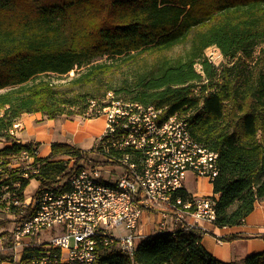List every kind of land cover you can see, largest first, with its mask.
<instances>
[{"label":"trees","instance_id":"obj_1","mask_svg":"<svg viewBox=\"0 0 264 264\" xmlns=\"http://www.w3.org/2000/svg\"><path fill=\"white\" fill-rule=\"evenodd\" d=\"M264 0H0V148L3 169L23 189L32 176L5 168L22 149L38 147L8 139L23 113L48 119L82 114L112 91L157 108L163 117H186L192 137L217 153L216 226L243 222L264 200ZM216 47L225 62L215 65L205 50ZM181 48L175 52V48ZM103 56L111 61H98ZM72 93L44 75H67ZM124 74L121 87L105 78ZM96 89L89 92L85 89ZM65 89V90H64ZM103 105V104H102ZM73 107H79L75 112ZM9 142V143H7ZM52 142L36 174L48 184L65 170L60 158L85 152ZM184 201L191 193L179 189ZM230 235L225 239H234ZM264 238V235H262ZM111 264H264V251L221 261L194 231L176 228L146 234L130 258L108 250Z\"/></svg>","mask_w":264,"mask_h":264},{"label":"built area","instance_id":"obj_2","mask_svg":"<svg viewBox=\"0 0 264 264\" xmlns=\"http://www.w3.org/2000/svg\"><path fill=\"white\" fill-rule=\"evenodd\" d=\"M102 100L101 134L80 156H61L65 170L50 183L35 177L41 161L33 144L4 165L37 183L28 192L20 179L0 177V249H9L0 262L111 264L108 250L133 257L146 235L144 213L157 218L155 232L198 233L201 221H214L216 194L191 193L185 201L174 195L188 174L210 182L218 172L217 153L192 137L186 117H163L164 108L116 98L112 91ZM20 129L15 120L8 135L19 141Z\"/></svg>","mask_w":264,"mask_h":264},{"label":"crops","instance_id":"obj_3","mask_svg":"<svg viewBox=\"0 0 264 264\" xmlns=\"http://www.w3.org/2000/svg\"><path fill=\"white\" fill-rule=\"evenodd\" d=\"M40 117L39 112L22 114L19 117L22 129L17 132V136L22 143H39L37 148L38 155L41 157L48 155L52 142H65L75 148L89 150L94 145L104 127L103 125L102 129H99L97 133H90L88 131L89 121L92 120L90 118L84 122L76 119H67L66 122H56L52 119H46V121L37 125L34 121ZM45 144V147H41V145ZM3 145L0 143V148ZM204 179L202 177L197 178L198 181H203ZM211 193L212 184L210 182V190L192 194L205 195ZM150 218V228L147 230H144V222H141V228L144 234H150L151 231L154 232L153 224L155 225L157 218ZM152 222L154 223L152 224ZM199 225L198 233L200 235L201 245L207 252L221 261H238L240 263L241 259L247 254L264 251V238L262 237L264 235V200H257L253 210L239 225L219 227L209 221H201ZM230 235L237 236L231 240L225 239Z\"/></svg>","mask_w":264,"mask_h":264},{"label":"rangeland","instance_id":"obj_4","mask_svg":"<svg viewBox=\"0 0 264 264\" xmlns=\"http://www.w3.org/2000/svg\"><path fill=\"white\" fill-rule=\"evenodd\" d=\"M43 1L46 3H47V1H49L51 3L60 2V0H43ZM263 46H264V43H261L258 46H256L255 47V51H256L255 54H257L259 47H263ZM180 49L181 48H179V47L175 48V52L180 51ZM205 54L208 56V58L211 60V62L215 65L223 64L226 61L225 58L223 57V55L220 53V51L216 47H213V46L208 47L205 50ZM97 60L98 61H102V60L111 61L114 59H112L111 57L103 56L101 58H98ZM82 69H83L82 67L75 68V69L71 70L67 75L65 74V75H61V76L53 74V73H49V74L44 75V77L50 79L53 83L58 84L57 85L58 87L65 88L67 91L72 93V90H78V89L74 85L73 86H70V84L67 85V82L73 75L77 74ZM124 77H125L124 74H121L120 72H116V73H113L112 75L107 76L105 78V80L109 81L115 88H119L122 85L121 82L123 80H125ZM87 90L89 92H93V93L96 91V89H90V88L85 89V91H87ZM113 95H114V93H113ZM118 96H119V98H122L124 100H128V99H125L123 97H128V96H130V94L127 93L126 91L121 90V92ZM102 99L103 98L94 99L93 100L94 105L92 107H88L85 110V112L82 114H75V113H72L69 115L63 114V115H59L55 118H52V120L53 121L55 120L56 122H66L67 119H69V120H75L76 119V120H82V122H84L86 119L90 118L92 120L89 121V128H88L89 130L88 131L90 133H95V132L97 133V131H99V129L101 130L103 125H104V118H103L104 116L102 117V115H98L99 114L98 110L103 104ZM73 108H74L73 110L75 112H77L79 110V107H73ZM40 115H41V117L34 121V123H36L37 125L43 123L44 121H46V119H48L47 116L44 115L43 113H40ZM16 121H20V119L18 118V119H16ZM54 131H56V129H54ZM65 137H66V135H65ZM67 137H69V136H67ZM20 138L22 139L21 136H20ZM8 139L12 140L13 137L9 136ZM0 143L6 144V142L3 139H0ZM36 145L38 146L39 143H36ZM45 146H46V144L41 145V147H45ZM35 182H36V180L31 179L29 184L25 188V190L26 191L33 190L34 186H35ZM184 185H185V188L192 193H200V192L210 190V182L207 179H204L203 181L194 180V179H192V176L190 174L187 175L185 182H184ZM150 217L151 216H148L146 213L142 214V221L144 222V225H143L144 230H147L148 228H150V224H149L150 223L149 219H151ZM153 218H156V217L153 216ZM153 223L154 222H152V224ZM153 227H154V224H153ZM151 233H153V232L151 231ZM8 253H9L8 247L3 246V249H0V259L2 260L4 258H6ZM0 264H6V263L0 262Z\"/></svg>","mask_w":264,"mask_h":264}]
</instances>
